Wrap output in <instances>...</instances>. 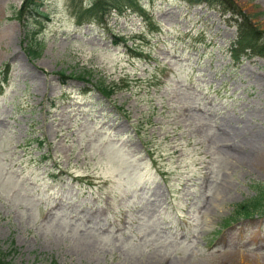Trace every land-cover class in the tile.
<instances>
[{
    "label": "rangeland",
    "instance_id": "obj_1",
    "mask_svg": "<svg viewBox=\"0 0 264 264\" xmlns=\"http://www.w3.org/2000/svg\"><path fill=\"white\" fill-rule=\"evenodd\" d=\"M22 1L0 0L5 263L264 264V216L228 219L264 184V58L232 64L230 13L140 0L78 26L43 0L30 58ZM233 1L264 32V0Z\"/></svg>",
    "mask_w": 264,
    "mask_h": 264
},
{
    "label": "trees",
    "instance_id": "obj_2",
    "mask_svg": "<svg viewBox=\"0 0 264 264\" xmlns=\"http://www.w3.org/2000/svg\"><path fill=\"white\" fill-rule=\"evenodd\" d=\"M73 6V14L77 23L84 22L102 23L104 18L110 13H121L128 8L139 9V0H89L88 6L81 10L76 6L77 0H70ZM192 4H206L209 6H220L225 11H229L232 17H235L237 25L238 38L230 48V56L235 64H238L242 58L258 56L264 58V32L257 28L250 20V17L236 6L233 0H187ZM42 0H23L18 10L17 20L24 30V42L26 54L28 57L37 58L42 49V42L39 40L40 30L42 29V20L48 19L46 14L40 11ZM27 16L24 20L23 15ZM58 76L61 80L66 78L77 79L88 83L85 75L65 77L62 73ZM93 87L104 98H109L114 89L112 86H106L103 83L94 84ZM255 194L249 200H246L234 207L229 220L249 219L255 216H264V184L254 186ZM6 255L0 250V264H6ZM53 264V263H52ZM55 264V263H54Z\"/></svg>",
    "mask_w": 264,
    "mask_h": 264
}]
</instances>
